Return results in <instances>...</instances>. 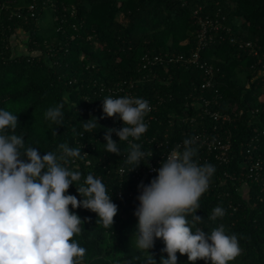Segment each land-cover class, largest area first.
Wrapping results in <instances>:
<instances>
[{
    "label": "trees",
    "instance_id": "obj_1",
    "mask_svg": "<svg viewBox=\"0 0 264 264\" xmlns=\"http://www.w3.org/2000/svg\"><path fill=\"white\" fill-rule=\"evenodd\" d=\"M3 3L11 7L2 9ZM32 3H36L33 17L28 14ZM16 7H22L27 20L11 17ZM46 8L54 21L43 31L39 21ZM199 8L204 14L225 17L224 29L214 33L202 56L217 71L216 89L222 98L215 109L233 121L221 130L222 136L226 130L231 136L230 162L213 159L215 173L200 198L196 215L202 221L195 227L210 232L223 224L227 234L237 236L242 252L230 264H264V0H0V109L18 115L16 134L24 136L25 148H38L41 156L49 151L59 154L58 146L64 143L82 149L84 158L70 159L67 165L81 172L82 179L67 194L82 199L76 187L89 173L102 180L108 193L117 190L121 178L116 170L126 166L128 146L113 133L121 155L105 151V131L113 127L104 117L102 101L108 96L102 93V84L110 87L135 78L145 54L190 55L197 44L193 12ZM18 31L24 32L25 51L17 49ZM231 36L253 43L257 55L230 43ZM170 73L175 76L170 86L140 85L139 95L146 98L175 99L163 104L162 120L172 108L181 110L190 92L201 91L197 70L173 66ZM202 95L215 96L211 91ZM61 103L62 124L45 119L47 109ZM93 117L99 127L79 135L83 122ZM172 135L175 140L185 137L179 130ZM258 161L263 167L260 175L248 176V168ZM116 205L112 228H105L95 213L70 206L84 222L81 233L72 238L86 249L83 264H144L131 239L137 230L134 213L139 200L125 198ZM217 206L224 208L225 216L211 221L208 217ZM164 247L156 240L149 250L156 264L167 256ZM177 257L178 264H187V256L177 253Z\"/></svg>",
    "mask_w": 264,
    "mask_h": 264
},
{
    "label": "clouds",
    "instance_id": "obj_2",
    "mask_svg": "<svg viewBox=\"0 0 264 264\" xmlns=\"http://www.w3.org/2000/svg\"><path fill=\"white\" fill-rule=\"evenodd\" d=\"M102 102L104 117L119 116L123 124L120 129L105 131V151L120 156L118 145L127 142L124 163L132 166L129 174L149 155L134 141L147 132L144 117L151 108L147 100L129 96L106 97ZM62 109V103L48 108L45 119L62 124ZM18 126V115L0 109V264H83L86 249L72 238L81 233L84 222L70 206L95 213L105 228H112L117 205L102 180L91 173L76 187L82 199L67 194L70 186L81 182V172L67 165L70 159L84 158L82 149L64 143L58 146L59 154L49 151L41 156L38 148H25L24 136L16 134ZM98 127L93 117L83 122L79 135ZM113 133L119 143L112 139ZM191 143L184 140L182 150L176 146L161 163L156 178L140 186L139 207L134 213L137 230L131 239L144 264H156L149 253L156 240L163 241L162 251L167 254L161 256L160 264H178L177 253L187 256V264H230L242 252L237 236L227 234L223 224L210 232L195 227L202 221L196 213L215 167L199 164ZM224 216V208L217 206L208 219Z\"/></svg>",
    "mask_w": 264,
    "mask_h": 264
},
{
    "label": "built area",
    "instance_id": "obj_3",
    "mask_svg": "<svg viewBox=\"0 0 264 264\" xmlns=\"http://www.w3.org/2000/svg\"><path fill=\"white\" fill-rule=\"evenodd\" d=\"M11 5L2 4V9H8ZM36 3L29 6V16H34ZM217 13L214 16L204 14L199 8L193 12V17L198 25L196 32L197 44L195 50L190 55H152L145 54L142 57V63L138 66V74L135 78L129 80L117 81L110 87L102 84V93L108 97H135L143 98L148 101L151 111L144 117V122L148 125V130L143 134L139 141H134L141 145L142 151L148 153L140 166L134 171L129 172L131 165L120 166L116 173L121 178L120 187L117 190L110 191L112 202L118 204L125 198L138 200L141 194V185L147 186L158 174L161 163L172 152L176 146L183 149L184 140H190L191 146L197 149L199 164H211L213 159L217 163L227 165L230 162L232 151V141L230 133L225 132L226 137L222 136L223 125L231 123L233 118L228 113H222L215 108L220 105L222 96L216 89L217 71L214 65L203 59V52L209 43L214 39V33L224 29V16ZM73 16L75 10L73 9ZM11 17L27 20L22 7H16L11 11ZM230 43L238 46L241 50L248 51L250 55H257L253 43L243 40H237L233 36L229 39ZM176 66L179 69H195L201 74L202 83L200 92H190L186 95V104L181 110L172 108L164 118L161 119V108L166 100H175L172 95H157L154 99L139 95L140 85L146 82H157L159 84L170 86L174 81L173 73L170 68ZM159 69V70H158ZM155 91V90H154ZM214 92L215 96L206 97L202 93ZM143 92V91H142ZM202 92V93H201ZM113 129H120L123 124L119 116L108 118ZM181 131L185 137L180 140L173 139L175 131ZM128 146V145H127ZM86 146L83 145L82 148ZM127 153L124 154V159ZM86 157V155H85ZM90 161H86L89 166ZM123 168L122 172L120 169ZM248 176L258 177L263 170L262 162L252 163L248 168ZM232 179V177H230ZM234 180L236 178H233Z\"/></svg>",
    "mask_w": 264,
    "mask_h": 264
},
{
    "label": "rangeland",
    "instance_id": "obj_4",
    "mask_svg": "<svg viewBox=\"0 0 264 264\" xmlns=\"http://www.w3.org/2000/svg\"><path fill=\"white\" fill-rule=\"evenodd\" d=\"M53 21H54L53 12L51 11V9L46 8L41 19H40V21H39V24L41 25L42 30L47 31V30L51 29L53 27ZM18 35H19V39L17 42V47H18L17 49L19 52L25 51V45L23 43L24 39H25L24 32L18 31ZM239 77L243 78V75H240ZM243 193L246 196L247 190L245 189V191Z\"/></svg>",
    "mask_w": 264,
    "mask_h": 264
},
{
    "label": "crops",
    "instance_id": "obj_5",
    "mask_svg": "<svg viewBox=\"0 0 264 264\" xmlns=\"http://www.w3.org/2000/svg\"><path fill=\"white\" fill-rule=\"evenodd\" d=\"M245 189L247 190V188H245ZM245 189H244V191H245ZM244 191H243V192H244Z\"/></svg>",
    "mask_w": 264,
    "mask_h": 264
}]
</instances>
